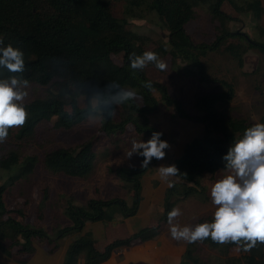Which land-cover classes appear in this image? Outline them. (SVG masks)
I'll use <instances>...</instances> for the list:
<instances>
[{
    "label": "trees",
    "instance_id": "trees-1",
    "mask_svg": "<svg viewBox=\"0 0 264 264\" xmlns=\"http://www.w3.org/2000/svg\"><path fill=\"white\" fill-rule=\"evenodd\" d=\"M202 1L0 0V39L4 41L0 47L12 43L25 53V70L12 73L0 66V80L10 81L15 76L19 80H28V84L46 86L48 91L46 97L16 101L26 108L29 118L23 126L9 129L8 136L14 141H32L44 119L52 121L53 128L57 130L72 131L97 114L103 117L102 130L106 134L125 132L129 124H133L141 134L145 131H152L149 132L151 135L154 131L163 133L151 126L150 114L159 108L153 89L161 91V97L169 105L175 106L179 116L204 125V133L187 143L180 156L171 163L178 167L180 174L173 177L174 186L165 191L164 214L158 224L117 238L103 250H99L93 236L86 233L70 245L62 264H78L81 253H85L83 264H100L108 260L117 248L130 247L136 242L152 240L161 235L164 224L168 223V212L179 201L188 199L193 193H199L202 202L211 200L215 176L219 171L226 170L223 157L236 141L243 138L245 130L257 123L244 117L227 115L218 108L234 99L232 83L223 81L225 88L222 91L197 97V113L192 115L185 110L181 100L169 95L165 85L148 75L150 68H156L153 64L143 71L130 67L129 56L133 52L142 55L148 51L149 38L128 29L129 18L134 13L142 18L147 11L154 13L168 28L171 51L174 50L185 62V65L178 64L177 67L183 70L185 76L195 75L200 82H211L202 57L209 51L218 50L230 36L247 40V46L242 43L226 46L239 65H243V55L249 48L264 52V42L250 40L246 35L227 29V23L234 17L222 9V4L227 1L238 12L261 18L264 15V0H216L210 9L212 21L219 23L216 38L211 42H198L188 32V26L196 20ZM150 50L157 52L163 60L170 53L164 44L158 42ZM121 53L122 61L117 62L114 56ZM147 81L151 82V89L145 87ZM113 83L120 87H111ZM121 89L129 92V100L123 104L113 103L111 108L116 116L110 118L101 101ZM130 90L141 97V103ZM97 93L101 94L100 99L94 101ZM82 95L87 101L84 107L79 102ZM96 106L99 111L94 110ZM258 123H264V113ZM99 138L92 137L80 145L55 147L44 154L42 162L54 174L70 178L87 177L95 167V145ZM161 139L164 140V135ZM39 161L36 153L25 155L16 149L0 155V169L10 171L4 180L0 176V250L7 256L28 258L34 255L35 238L48 245V252L52 254L58 250L60 238L73 230L82 231L87 221H112L118 215H135L142 200V178L152 172L158 162L153 158L147 168L138 165L117 170L121 178L129 182L127 186L134 189L132 205L120 196L108 200L91 198L81 205L69 203L63 213L74 225L59 227L55 232L56 237L51 238L44 227L26 222L33 210L28 203L11 207L5 198L8 190L35 171ZM206 173L211 174L210 178H204ZM38 217L41 218L42 213ZM213 220L214 215H204L196 225ZM179 264H264V243L257 242L255 247L245 251L243 241L240 244H219L209 237L202 242L187 243Z\"/></svg>",
    "mask_w": 264,
    "mask_h": 264
},
{
    "label": "rangeland",
    "instance_id": "rangeland-1",
    "mask_svg": "<svg viewBox=\"0 0 264 264\" xmlns=\"http://www.w3.org/2000/svg\"><path fill=\"white\" fill-rule=\"evenodd\" d=\"M239 1L236 0V2ZM215 2L216 0H203L198 6L196 20L188 26V32L198 42H211L216 38L215 34L218 31L219 23H214L210 14V9ZM222 9L234 17V20L227 23L229 31L246 35L250 40L264 42V32H262L264 30V15L257 18L252 14L240 13L227 1L222 4ZM127 28L149 38L148 50L152 49L156 42L164 44L170 50L164 59L168 65L167 69L160 71L152 67L149 69L148 75L165 85L169 95L181 100L187 112L192 115L196 114L195 101L197 97L222 91L225 88L223 85V81H225L233 84L235 97L231 102L219 105L218 108L227 115L260 122L261 115L264 113V52L258 48H249L243 55V65H239L233 54L226 49V46L231 43H242L247 46L246 38L230 36L226 44L218 50L209 51L205 57H202L206 75L211 82H200L195 75L185 76L183 70L177 67L178 64L185 65V62L174 50L171 51L168 39L169 30L154 13L147 11L142 18L134 13L129 18ZM122 57L121 53L115 55L114 59L121 62ZM20 90L27 93L21 102L46 97L48 93L46 86L36 83L28 84L27 87L20 85ZM130 92L132 93L131 90ZM152 92L158 99L159 108L150 114L151 126L163 131L164 140L169 143L170 147L165 149V158L158 160L153 171L142 178V200L137 213L127 217L118 215L112 220L121 222L126 219L133 232L158 224L164 214L165 191L169 186L166 181L161 179L157 169L161 165L170 166L183 152L187 143L204 133L202 123L179 116L175 106L169 105L161 97V91L153 89ZM132 94L136 96L139 103L142 102L141 97L136 95L135 91ZM79 102L83 107L87 105L83 95L79 97ZM42 121L32 141L19 143L8 136L5 142L0 143V155L16 149L25 155L34 152L40 159L35 171L5 194L7 203L11 207L26 203L30 205L29 208L33 210L31 215L26 218V222L44 227L47 234L51 238H55V232L59 227L74 225L71 220L66 219L63 213L69 203L81 205L91 198L108 200L120 196L132 205L135 197L134 189L127 186L129 182L122 179L117 170L142 164L139 155L134 153L129 158L127 153L131 150L133 139L147 142L151 138L149 132L152 131H145L141 134L135 130L133 124H129L125 132L117 131L106 134L102 130L103 117L99 114L89 117L72 131L57 130L53 128L52 121L46 119ZM96 136H100L95 145L97 158L93 171L87 177L70 178L57 175L44 166L42 160L47 151L58 146L80 145ZM9 174V170L0 169L2 180ZM228 174V170L219 171L215 176L214 183ZM210 176V173H206L204 178L208 179ZM170 179L172 182L174 181L173 177ZM45 189L47 194H45ZM208 191L207 189V193ZM45 195L46 197H44ZM199 195V193H193L188 199L177 203L176 207L181 209L182 215L177 217L174 223L181 227L195 228L196 222L201 216L214 215L218 206L212 203V199L202 202ZM37 199L40 200L37 201ZM41 213L43 218L38 217V214ZM110 225L111 222L108 220L87 221L82 231L73 230L60 238L58 240L59 249L52 254L48 252L49 246L39 238L34 239L36 252L28 258H18L15 255L7 256L0 250V264H62L65 247L68 249L75 240L86 233H90L98 241L108 240L110 235L106 234V229ZM163 233L167 239L173 240L168 223L164 224L161 235ZM177 242L184 243L185 241ZM24 259L27 261L23 262Z\"/></svg>",
    "mask_w": 264,
    "mask_h": 264
},
{
    "label": "clouds",
    "instance_id": "clouds-1",
    "mask_svg": "<svg viewBox=\"0 0 264 264\" xmlns=\"http://www.w3.org/2000/svg\"><path fill=\"white\" fill-rule=\"evenodd\" d=\"M3 43V39H0V45ZM129 60L133 70L143 71L149 64H153L160 71H165L168 67L166 61L151 50L144 51L142 55L133 52ZM0 66L6 67L12 73L23 72L24 51L14 47L12 43L0 47ZM28 83V80H19L15 76L10 78V83L9 80H0V143L5 142L10 128L23 126L29 118L26 108L16 103L27 95L20 90V85L27 87ZM111 87L120 86L113 83ZM145 87L151 89V82H145ZM100 95L97 93L94 101H98ZM129 97V92L121 89L101 101L108 117L116 116L115 110L111 108L113 103L123 104ZM94 110L99 111V107H94ZM162 135V132L154 131L147 142L133 139L127 156L130 158L135 153L143 157L142 168H147L153 158H165V149L170 145L161 139ZM223 160L229 174L215 182L211 188L212 203L218 206L213 222L198 224L195 228L181 227L174 223L182 215L181 209L173 207L168 212L171 237L187 243L202 242L209 237L219 244H240L243 241L244 250L249 251L257 242L264 243V123H256L247 128L243 138L233 144ZM157 170L169 187L174 186L170 178L180 174L176 165H161Z\"/></svg>",
    "mask_w": 264,
    "mask_h": 264
},
{
    "label": "crops",
    "instance_id": "crops-1",
    "mask_svg": "<svg viewBox=\"0 0 264 264\" xmlns=\"http://www.w3.org/2000/svg\"><path fill=\"white\" fill-rule=\"evenodd\" d=\"M110 222L111 225L106 229V234L110 235L108 240H95V246L99 250H103L107 244L119 237H127L134 233L126 219L121 222ZM102 236H104L103 233ZM185 245L187 247L186 242L180 243L174 239H167L163 233L152 240L136 242L130 247L117 248L108 260L100 264H179L186 250ZM66 251L65 247L64 254ZM84 258L85 253H81L78 264H83Z\"/></svg>",
    "mask_w": 264,
    "mask_h": 264
}]
</instances>
